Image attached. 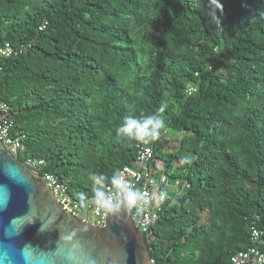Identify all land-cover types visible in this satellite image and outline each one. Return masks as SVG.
Listing matches in <instances>:
<instances>
[{
    "label": "trees",
    "instance_id": "16d2710c",
    "mask_svg": "<svg viewBox=\"0 0 264 264\" xmlns=\"http://www.w3.org/2000/svg\"><path fill=\"white\" fill-rule=\"evenodd\" d=\"M6 44L11 134L73 198L104 192L151 146L180 184L145 238L150 257L229 264L251 226L264 253V0H0ZM154 114L157 139L117 133Z\"/></svg>",
    "mask_w": 264,
    "mask_h": 264
},
{
    "label": "water",
    "instance_id": "95a60500",
    "mask_svg": "<svg viewBox=\"0 0 264 264\" xmlns=\"http://www.w3.org/2000/svg\"><path fill=\"white\" fill-rule=\"evenodd\" d=\"M1 143L0 264H147L148 246L124 198L105 211L102 226L79 219Z\"/></svg>",
    "mask_w": 264,
    "mask_h": 264
},
{
    "label": "built area",
    "instance_id": "2783aa9c",
    "mask_svg": "<svg viewBox=\"0 0 264 264\" xmlns=\"http://www.w3.org/2000/svg\"><path fill=\"white\" fill-rule=\"evenodd\" d=\"M14 51L8 44L4 48L0 47V56H8ZM8 105L0 100V141L4 146V151L15 156L22 165L29 171L32 177L41 180L50 190H52L62 209L71 215L91 222L97 226H102L105 219V211L95 204L96 195L83 201L73 198L67 186L56 175L45 169L46 161L43 158L22 157L24 145L22 136L11 134L13 126L12 119L7 113ZM151 146H139L135 158L122 166L120 173L127 181L128 189L140 192L146 199L142 201L138 209H131V219L135 227L143 232L144 238L153 239L152 226L159 217L160 204L165 199L170 187H175L176 191L180 184L179 179L170 182L171 172H158L161 162L153 158ZM155 166L152 167L150 162ZM106 196L111 198L113 203L124 198L125 193L117 189L114 185H108L104 189ZM88 214L93 216V220L88 219ZM259 231L255 226L250 227L251 245L245 250L237 251L230 256L229 264H241L250 262L251 264H264V253L255 244L259 243ZM147 264H164L150 257Z\"/></svg>",
    "mask_w": 264,
    "mask_h": 264
},
{
    "label": "clouds",
    "instance_id": "9594fccd",
    "mask_svg": "<svg viewBox=\"0 0 264 264\" xmlns=\"http://www.w3.org/2000/svg\"><path fill=\"white\" fill-rule=\"evenodd\" d=\"M160 111H163V109ZM164 127L165 122L158 114L148 116L143 120L125 117L123 123L117 128V133H122L138 141L147 143L148 138L151 140L157 139L160 130ZM91 179L95 184H101L103 181V177L100 175H92ZM111 183L125 193L124 199L129 210L138 209L139 204L146 199L140 192L128 189L127 181L120 173L113 175ZM78 195L82 201L85 199L84 193H79ZM95 204L98 208L108 212L115 211L113 201L103 191L96 192Z\"/></svg>",
    "mask_w": 264,
    "mask_h": 264
},
{
    "label": "rangeland",
    "instance_id": "374dc122",
    "mask_svg": "<svg viewBox=\"0 0 264 264\" xmlns=\"http://www.w3.org/2000/svg\"><path fill=\"white\" fill-rule=\"evenodd\" d=\"M170 134H171V135H170ZM170 134L167 136V138L175 139V138L177 137L176 135L173 136L172 133H170ZM178 136H179V135H178ZM21 154H22V157H23V158H26V157H27V156H25L23 153H21ZM161 156H162V155L159 153V154H158V159H155V161H157V162H161V161H160V160H161V159H160ZM170 182H171V184H172V183L174 182L173 179H171ZM173 189H174V187H170L169 190H168V192H169V193H173V192H174ZM88 219H89V220H93V216H92L91 214H88Z\"/></svg>",
    "mask_w": 264,
    "mask_h": 264
}]
</instances>
